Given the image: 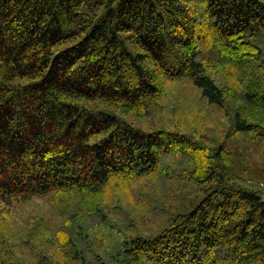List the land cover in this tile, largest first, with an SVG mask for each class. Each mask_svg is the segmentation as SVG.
<instances>
[{"label":"trees","instance_id":"1","mask_svg":"<svg viewBox=\"0 0 264 264\" xmlns=\"http://www.w3.org/2000/svg\"><path fill=\"white\" fill-rule=\"evenodd\" d=\"M261 145L264 0H0V199L61 218L16 231L0 205V264H264Z\"/></svg>","mask_w":264,"mask_h":264},{"label":"rangeland","instance_id":"2","mask_svg":"<svg viewBox=\"0 0 264 264\" xmlns=\"http://www.w3.org/2000/svg\"><path fill=\"white\" fill-rule=\"evenodd\" d=\"M174 103L175 105L180 106L182 109H187L188 114H183L185 118L195 119L198 123L200 119H202L203 114L194 106L192 105V99L187 98L184 95V93L180 97H178V94H174ZM178 97V99H177ZM186 100H185V99ZM170 107V106H169ZM182 109L180 110L182 112ZM157 111V110H155ZM153 112L151 116L147 118V122L143 124H139L136 119L135 114H131V116L127 117L129 121H131L134 124L143 125L145 128H154L155 126H158L160 124H163L164 122H168L170 119H173V112L171 109L165 107V109L160 108L157 112ZM180 113V112H179ZM186 113V112H185ZM180 118V117H177ZM208 126L211 127L212 130L219 128L217 125L209 124ZM241 143H244V137H239ZM247 151V156L249 161L258 163L259 166L264 167V145L254 147L251 146L249 150ZM263 180H253L249 181L247 183L248 186L254 188V189H260L262 191V197L264 198V188L259 186ZM172 186V184L170 185ZM133 188V191H132ZM131 190L125 191V195H122L121 200L122 203L126 206L128 213L133 217L135 220L136 226L140 228L143 231H146V233H149V230H153L159 225V223L162 221L160 215L161 211H158L157 213L150 208V199L149 195L146 194L144 197L140 196V192L138 187H132ZM115 190V188H112L110 192ZM109 191L103 192L104 197L106 194H108ZM157 192L153 193V197L155 194H158ZM108 197V196H107ZM102 199V196H101ZM106 200L107 198H103ZM103 200V201H104ZM108 200V199H107ZM165 201L166 208H170V202ZM158 202L163 203L162 199L158 197ZM0 205H4L5 213H3L2 218L6 219L7 222L15 224L16 231L19 229H28L29 227H34L36 224V221L38 217H44L47 221L55 222L57 223L59 219V212L53 208V206L50 203V200L47 198L42 197H28V198H21V199H14L10 200L9 202L4 201V203L0 199ZM150 208L151 211L148 209ZM17 226V227H16ZM10 227V226H9ZM8 227V228H9ZM13 227L10 228L12 234H14ZM7 229V228H6ZM19 235V234H18ZM18 238V237H17ZM20 240V238H18ZM21 242H18V245H20Z\"/></svg>","mask_w":264,"mask_h":264},{"label":"built area","instance_id":"3","mask_svg":"<svg viewBox=\"0 0 264 264\" xmlns=\"http://www.w3.org/2000/svg\"><path fill=\"white\" fill-rule=\"evenodd\" d=\"M259 186L264 188V181L259 184Z\"/></svg>","mask_w":264,"mask_h":264}]
</instances>
